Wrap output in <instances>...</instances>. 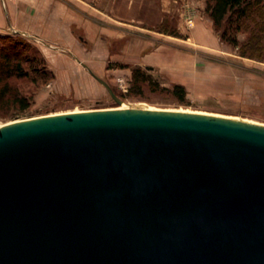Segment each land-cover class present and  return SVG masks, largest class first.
I'll return each instance as SVG.
<instances>
[{"label":"water","instance_id":"water-1","mask_svg":"<svg viewBox=\"0 0 264 264\" xmlns=\"http://www.w3.org/2000/svg\"><path fill=\"white\" fill-rule=\"evenodd\" d=\"M0 264H264V124L143 108L4 123Z\"/></svg>","mask_w":264,"mask_h":264},{"label":"rangeland","instance_id":"rangeland-1","mask_svg":"<svg viewBox=\"0 0 264 264\" xmlns=\"http://www.w3.org/2000/svg\"><path fill=\"white\" fill-rule=\"evenodd\" d=\"M206 4L207 0H141L142 53L150 51L147 45L166 42L172 64L164 67L151 68L144 66L147 62L138 64L130 59L126 63L107 61L96 55L90 57L92 70L60 46L62 42L47 43L14 32L3 35L0 69L7 49L19 71L27 75L17 73L0 79V124L119 106L92 72L111 85L122 105L186 110L264 124V60L242 56L239 46L224 41L222 29L215 27ZM261 16L254 13L244 19L242 29L236 32L241 45L253 32L264 36V30L259 32L260 23H264ZM190 19L194 20L191 27ZM200 23L197 37L193 33ZM176 84L186 89L184 99L173 92Z\"/></svg>","mask_w":264,"mask_h":264},{"label":"crops","instance_id":"crops-1","mask_svg":"<svg viewBox=\"0 0 264 264\" xmlns=\"http://www.w3.org/2000/svg\"><path fill=\"white\" fill-rule=\"evenodd\" d=\"M141 22V0H0V35L14 32L47 43L62 42L60 46L92 70L90 57L96 55L107 61L147 62L144 66L151 68L172 64L166 42L147 45L150 51L142 53ZM200 32L201 23L193 35Z\"/></svg>","mask_w":264,"mask_h":264},{"label":"trees","instance_id":"trees-1","mask_svg":"<svg viewBox=\"0 0 264 264\" xmlns=\"http://www.w3.org/2000/svg\"><path fill=\"white\" fill-rule=\"evenodd\" d=\"M206 11L214 21L217 29H222L221 38L230 44L240 47L242 56H250L259 60H264V36L259 33H252L246 43L240 44L236 32L242 29L244 19H247L254 13H260L261 19L264 20V0H207ZM259 32L264 30V23H260ZM174 34V33H171ZM178 36V33H175ZM3 35H0V38ZM3 50V48L1 49ZM2 55L5 57V63L0 69V79L11 75H27L19 71L20 66L13 63V55L7 49ZM2 52V51H1ZM18 71V72H17ZM135 76L136 73H135ZM143 78H147L146 75ZM173 92L180 98L184 99L186 89L181 84H176ZM1 94V93H0Z\"/></svg>","mask_w":264,"mask_h":264},{"label":"bare ground","instance_id":"bare-ground-1","mask_svg":"<svg viewBox=\"0 0 264 264\" xmlns=\"http://www.w3.org/2000/svg\"><path fill=\"white\" fill-rule=\"evenodd\" d=\"M117 108H143V109H153L149 106H139V105H132V106H128V105H119L117 107H114V108H110V109H117ZM155 109V108H154ZM179 111H182V110H179ZM186 111V110H185ZM3 124H0V126H2Z\"/></svg>","mask_w":264,"mask_h":264},{"label":"built area","instance_id":"built-area-1","mask_svg":"<svg viewBox=\"0 0 264 264\" xmlns=\"http://www.w3.org/2000/svg\"><path fill=\"white\" fill-rule=\"evenodd\" d=\"M188 22H189L190 27L194 25V20L190 19Z\"/></svg>","mask_w":264,"mask_h":264}]
</instances>
